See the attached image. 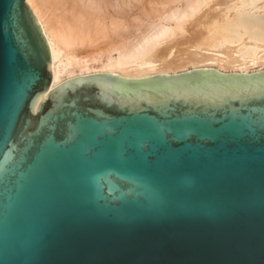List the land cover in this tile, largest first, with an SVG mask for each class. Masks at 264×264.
Here are the masks:
<instances>
[{"label":"water","instance_id":"water-1","mask_svg":"<svg viewBox=\"0 0 264 264\" xmlns=\"http://www.w3.org/2000/svg\"><path fill=\"white\" fill-rule=\"evenodd\" d=\"M50 83L0 0V264H264V71Z\"/></svg>","mask_w":264,"mask_h":264},{"label":"bare ground","instance_id":"bare-ground-1","mask_svg":"<svg viewBox=\"0 0 264 264\" xmlns=\"http://www.w3.org/2000/svg\"><path fill=\"white\" fill-rule=\"evenodd\" d=\"M24 1L48 46L50 91L92 75L144 80L199 71L204 66L217 68L220 75L263 72L255 73L264 68V10L254 14L257 0L242 2L249 16L239 19L243 33L221 40L213 49L197 48L195 43L220 25L217 7L223 0H166L161 4L168 6L166 10L148 14L147 28L134 19L132 33L126 10L139 0ZM252 24L258 25L253 34L249 31ZM186 32L188 37L178 42L175 51L176 38Z\"/></svg>","mask_w":264,"mask_h":264},{"label":"rangeland","instance_id":"rangeland-1","mask_svg":"<svg viewBox=\"0 0 264 264\" xmlns=\"http://www.w3.org/2000/svg\"><path fill=\"white\" fill-rule=\"evenodd\" d=\"M139 1L140 2H135L133 5H131L132 7L127 8L126 10L127 17L125 19L129 23L128 31L129 32L131 31L130 33L134 31L133 27L130 26L134 19L139 18L141 20V26L142 27L144 26L143 28L145 29L150 24L149 17H147L148 14H151L153 11L155 12V9H158V11L160 12V9L166 10V8L168 7L166 5V8H164L165 6L163 7L161 5L166 0H152V1L139 0ZM246 1L247 0H223V5L217 7L220 25H218L217 29L215 30L212 29V31H207L204 38L200 40L199 43H195L197 48L199 47L205 49H213L219 43H221V40H224L223 42H225L227 40H231L233 36L240 35L241 33H243L244 29H242L243 27L240 26L239 19L249 17L248 12L245 10L248 8L245 7V4H242V2L246 3ZM254 6L256 8L254 14L260 13L262 10H264V0H257ZM256 19L259 20V18H255V20ZM257 26L258 25L252 24V26L249 28V31L252 34L255 33ZM262 32L264 33V31ZM188 34L189 33L186 32L182 37L178 36L176 38L177 40H175L176 42L173 44L176 47L175 51L177 50L178 42L188 37ZM198 70H214L217 73L221 74V72L218 71L217 68L213 66L212 67L204 66L203 68H199ZM188 71H190V69L187 70L186 72ZM260 71H264V68L256 70L255 73Z\"/></svg>","mask_w":264,"mask_h":264}]
</instances>
